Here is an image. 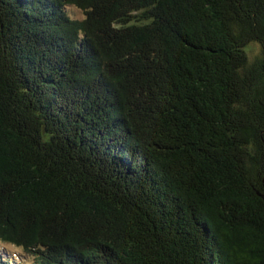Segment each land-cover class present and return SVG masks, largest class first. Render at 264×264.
Listing matches in <instances>:
<instances>
[{
	"label": "trees",
	"instance_id": "1",
	"mask_svg": "<svg viewBox=\"0 0 264 264\" xmlns=\"http://www.w3.org/2000/svg\"><path fill=\"white\" fill-rule=\"evenodd\" d=\"M0 264H264V0H0Z\"/></svg>",
	"mask_w": 264,
	"mask_h": 264
},
{
	"label": "rangeland",
	"instance_id": "2",
	"mask_svg": "<svg viewBox=\"0 0 264 264\" xmlns=\"http://www.w3.org/2000/svg\"><path fill=\"white\" fill-rule=\"evenodd\" d=\"M68 11H69L72 15H74V16H78V17L81 16V11H80L79 9L73 7V6H70V7L68 8ZM257 48H258V46H257L256 43H250L249 46H248V49H249V51H250V54L255 53V52L257 51ZM5 249H6L9 253H17V254H19V253L21 252V250H20L19 248H16V247H14V246H12V245H10V244L5 245Z\"/></svg>",
	"mask_w": 264,
	"mask_h": 264
}]
</instances>
